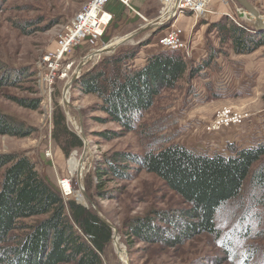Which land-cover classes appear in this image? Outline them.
<instances>
[{
	"label": "rangeland",
	"instance_id": "rangeland-1",
	"mask_svg": "<svg viewBox=\"0 0 264 264\" xmlns=\"http://www.w3.org/2000/svg\"><path fill=\"white\" fill-rule=\"evenodd\" d=\"M89 1L0 0V111L34 129L25 137L0 135V153H26L40 173L61 189L66 200L81 203L78 201L80 196V200L85 201L81 191V186H84L91 208L97 207L114 228L115 238L102 256V264H264V200L258 202L264 189L255 186L252 177L246 180L240 197L220 208L216 218L217 235L198 234L176 247L143 241L127 234L129 226L140 217L158 210L188 207L160 177L146 170H134L131 179L105 176L103 180L106 181L100 184V189L93 187L89 190L86 186L87 177L93 174L96 179L94 169L104 155L115 151L143 154L163 144L179 143L195 151L222 153L228 146L222 142L225 136H232L234 141L231 143L242 147L257 142L253 141L252 133L264 114V45L250 54L235 53L230 43L222 45L218 30L211 26V0H199L207 10L204 14L182 12L158 30L140 33L130 41V46L151 39L150 45L158 49L159 38L175 24L183 30L182 39L188 50L182 53L188 59L199 63L202 58L195 59L191 51L202 46L207 50L208 44L220 52L217 61L201 68L203 72L192 75L188 71L175 88L165 89L141 116L135 129L125 132L116 122L98 119L106 114L93 111L99 102L95 95L84 94L74 85L65 95V87L82 59L141 29L147 20H135L136 14L131 12L129 21L124 20L119 26L117 18L106 28L103 36L109 41L103 42V37L99 40L87 37L80 41L59 61L61 68L69 66V75L65 78L54 77L51 69L46 67L49 62L43 64L44 57L57 47L59 38L69 30ZM249 1L264 14V0ZM224 2L233 10L230 18L234 22L247 28L245 24L248 29L254 28L252 21L240 16V3L236 0ZM162 4L161 0H149L147 14L154 16L155 8H161ZM179 15H183L180 20ZM193 19L197 20L195 27H191ZM150 45L142 47L136 63ZM97 61L95 57L84 65L82 74ZM5 69L10 76L13 74L10 81L3 80L9 78ZM21 100L39 105L26 107ZM56 104L62 107L69 127L81 139L82 119L89 142L86 154L83 146L66 155L54 139ZM224 108L233 113L250 114L253 118L244 125L223 127L218 132L209 130L218 120V111ZM144 128L148 134L144 133ZM104 132H116L120 136L106 138ZM72 158L78 161L74 172L70 169ZM63 179L69 181L74 194L64 191Z\"/></svg>",
	"mask_w": 264,
	"mask_h": 264
},
{
	"label": "trees",
	"instance_id": "trees-1",
	"mask_svg": "<svg viewBox=\"0 0 264 264\" xmlns=\"http://www.w3.org/2000/svg\"><path fill=\"white\" fill-rule=\"evenodd\" d=\"M211 26L218 30L222 45L230 43L237 54H250L264 45V31L248 29L245 24L247 28L242 27L229 16ZM103 41L109 38L103 36ZM150 43L148 39L137 46H120L89 65L74 83L84 94L99 99L93 111L106 116L98 119L116 122L125 132L135 129L165 89L175 88L188 71L192 75L203 72L201 68L217 61L220 52L208 44L205 56L197 63L181 51L157 49L138 65L142 47ZM4 71L9 78L3 80L10 81L13 74ZM20 102L26 107L39 105ZM53 123L54 139L66 155L84 146L58 104ZM33 131L0 111V135L25 137ZM103 135L120 136L116 132ZM134 170H146L160 177L188 207L158 210L140 217L129 226L127 234L176 247L198 234L217 235L220 208L240 197L248 178L264 189V141L248 147L230 142L222 153L195 151L179 143L163 144L143 154L115 151L105 154L98 163L94 169L96 179L93 174L87 177V189H100L105 176L131 179ZM259 198L258 202L264 200V191ZM112 237L113 229L93 208L66 200L61 189L40 173L26 153H0V264H102Z\"/></svg>",
	"mask_w": 264,
	"mask_h": 264
},
{
	"label": "built area",
	"instance_id": "built-area-1",
	"mask_svg": "<svg viewBox=\"0 0 264 264\" xmlns=\"http://www.w3.org/2000/svg\"><path fill=\"white\" fill-rule=\"evenodd\" d=\"M113 0H90L84 9L76 16L72 26L69 30L59 38L57 47L50 51L44 59L43 64L48 69L54 73V77L59 75V77L65 78L69 74V66L60 67L59 61L69 53L72 48L80 43V41L89 37L93 40H99L103 37L106 28L113 22L114 15L112 12L106 9V6ZM132 11L138 13V11L131 4V0H116ZM165 6V11L168 6L177 13L182 12H192L196 11L198 14H204L207 10L204 9V3L199 0H162ZM201 6V8H199ZM201 9V10H200ZM169 12V11H167ZM207 14V13H206ZM205 14V16H206ZM183 30L172 24L169 31L159 38L158 49L171 50V51H181L186 52L188 50L187 43L182 39ZM157 50V49H156ZM218 120L214 123L213 127L209 130L218 132L223 127H234L239 125H244L252 120V115H243L239 113H233L230 109L224 108L218 111ZM264 114L261 115L260 124L253 131L252 138L253 141H264ZM254 143V142H253ZM66 179L61 181L62 188L66 191Z\"/></svg>",
	"mask_w": 264,
	"mask_h": 264
},
{
	"label": "water",
	"instance_id": "water-1",
	"mask_svg": "<svg viewBox=\"0 0 264 264\" xmlns=\"http://www.w3.org/2000/svg\"><path fill=\"white\" fill-rule=\"evenodd\" d=\"M236 1L238 3H240L242 6V11L239 12L240 16L243 17L244 19H248V20L252 21L253 22L252 26L257 31H259V32L264 31V14L262 13V11L259 8H257L255 5H253L249 0H236ZM176 14H177V10H175V9L173 12H171V11L167 12V16L162 14L156 20H153V21L146 23L143 27H141V29H139L133 33H130L124 37H121L117 40H114L110 44H107L104 47L94 51L93 53H90L88 56H86L84 59H82V62L80 63V65H79L76 73L74 74L73 78H71L68 81V83L65 87V95L69 92V90L72 88L74 83L82 75V70H83L84 65H86L87 63H90L95 57L98 58L97 62H99V60L102 58V56L114 53L121 45L129 43L137 35H139L142 32H145L147 30H158V29H160L163 25H165V23L173 20ZM96 63H94V64H96ZM64 102L68 103L66 98H64ZM80 135L84 141V146H85L84 154H86V152L88 150L89 142H88V139L86 138V135L84 132V128L82 125V119L80 121ZM82 161H83V159L80 162L79 171L81 170V167H82V165H81ZM80 177L81 178L83 177L81 175V172H80ZM81 191H82V196L84 197L85 201L84 200L81 201L80 199L78 201L87 207H91V205L89 204L90 198H89L87 192L85 191L84 186H81ZM83 202H85V203H83ZM94 209H95L96 213L98 214V216L100 217V219L102 221H104L106 224H108L112 229H114L112 224L100 214L97 207H94ZM112 238H115V237L113 236Z\"/></svg>",
	"mask_w": 264,
	"mask_h": 264
},
{
	"label": "crops",
	"instance_id": "crops-1",
	"mask_svg": "<svg viewBox=\"0 0 264 264\" xmlns=\"http://www.w3.org/2000/svg\"><path fill=\"white\" fill-rule=\"evenodd\" d=\"M148 1L149 0H131V4L138 11V13L132 11L126 5H124L123 3L116 1V0L111 1L106 6V9L113 13L114 22H115V20H117V18L119 19V21H118L119 26H121L123 24L124 20L129 21L131 12H134V14H136L135 20H137V19L139 20L141 18V19L147 20V22H150V21L156 20L159 17V15L161 16L164 13L165 6H164V4H162L161 8L159 6L156 7L154 10V13H155L154 16H150L149 14H147L148 11L146 10V7L149 6V5H147ZM161 2H163V1L161 0ZM209 9H210L209 12L213 16V19L211 20L212 22H217L224 16L233 17V10L231 9L230 5L225 4L224 0H211V5L209 6ZM187 13H190V12H187ZM181 16H183V15L178 16V18H179L178 20H180ZM149 19H151V20H149ZM208 20H210V19H208ZM196 25H197V20L193 19L191 27H195ZM186 29H189V27L186 26ZM129 44H130V42L126 43L124 45H129ZM121 46H123V45H121ZM153 47L154 46L150 45L149 48L144 49V50H146V53H145V55H143L141 60L138 61V63H137L138 65L143 63L144 57L147 54H151L152 52L156 51V49H153ZM191 54H192V56L195 57V59H198V58L201 59L206 54V48L204 46H202L200 49L192 50ZM223 140L224 141H222V142L225 144L234 141L232 136H225ZM239 140L240 139H238V141Z\"/></svg>",
	"mask_w": 264,
	"mask_h": 264
},
{
	"label": "bare ground",
	"instance_id": "bare-ground-1",
	"mask_svg": "<svg viewBox=\"0 0 264 264\" xmlns=\"http://www.w3.org/2000/svg\"><path fill=\"white\" fill-rule=\"evenodd\" d=\"M199 8H201V6ZM167 11H169V12L172 11L173 12L174 10L171 8V6H168L167 10L163 13L165 16H167ZM76 168H78V161H77L76 158H72V160L70 161V169H71L72 172H74L76 170ZM65 184H66L65 187L67 188L66 192L70 191L71 194L72 193L74 194V191H73V189H72V187H71V185H70L68 180L65 181ZM79 198L82 199V197H80V196H79Z\"/></svg>",
	"mask_w": 264,
	"mask_h": 264
}]
</instances>
